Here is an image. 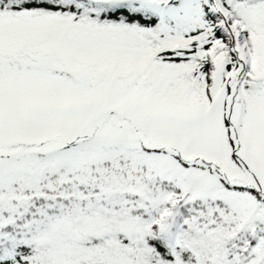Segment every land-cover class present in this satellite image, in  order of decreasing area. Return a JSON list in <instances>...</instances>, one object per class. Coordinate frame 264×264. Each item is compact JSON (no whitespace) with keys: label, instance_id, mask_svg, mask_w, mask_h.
Segmentation results:
<instances>
[{"label":"snow or ice","instance_id":"6c2138e0","mask_svg":"<svg viewBox=\"0 0 264 264\" xmlns=\"http://www.w3.org/2000/svg\"><path fill=\"white\" fill-rule=\"evenodd\" d=\"M0 264H264V0H0Z\"/></svg>","mask_w":264,"mask_h":264}]
</instances>
